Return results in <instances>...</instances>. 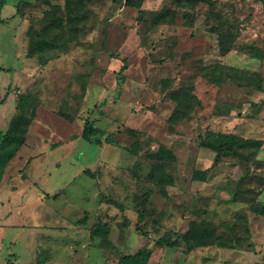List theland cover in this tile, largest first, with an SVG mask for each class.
I'll use <instances>...</instances> for the list:
<instances>
[{"label":"rangeland","instance_id":"obj_1","mask_svg":"<svg viewBox=\"0 0 264 264\" xmlns=\"http://www.w3.org/2000/svg\"><path fill=\"white\" fill-rule=\"evenodd\" d=\"M18 1L0 0V264H264V2ZM225 132L256 143L212 167L200 140ZM203 222L240 247L190 248Z\"/></svg>","mask_w":264,"mask_h":264},{"label":"trees","instance_id":"obj_2","mask_svg":"<svg viewBox=\"0 0 264 264\" xmlns=\"http://www.w3.org/2000/svg\"><path fill=\"white\" fill-rule=\"evenodd\" d=\"M142 0H126L125 3L127 5H136L137 7H140ZM264 2V0H261ZM194 2H203L210 6V8L213 10L215 7L216 2L214 0H194ZM25 0H19L16 5V14L21 13V8L24 5ZM68 7H69V13L72 12L73 7H75L74 2L67 0ZM2 3L0 2V10H1ZM212 12V11H211ZM213 13V12H212ZM216 15V14H214ZM219 20L220 18L217 17ZM4 19L0 17V22H3ZM173 23V18L171 19V22ZM234 22H229L228 20H225L224 22H221L219 26L215 27V32L218 35L219 38V49L222 53L228 52L233 42L236 39V34L233 32L234 28ZM252 55L254 58H260L259 50L255 47L251 50ZM126 69V62L123 61V65L121 66L119 70V75H123V72ZM2 68H0V71ZM121 84V78L118 79V85ZM1 103V101H0ZM175 114H173L174 117ZM85 127L89 131L90 140L95 143L100 142V137L102 136V132L98 130L93 122H89L88 120L85 121ZM10 133H7L3 141L1 142V147L3 144L8 141L11 137L9 135ZM256 141L248 138H242L234 133H216L211 139H201L200 145L203 148H207L215 153L212 167L216 166L223 157L232 156V155H238L241 150L251 147L255 145ZM0 147V170H2L6 164V161L11 158L13 155V152L8 153L5 151H2ZM132 154H136V150L132 149L130 150ZM158 153L161 158L167 159L170 161L175 160V155L168 149H166L164 146H160ZM100 229V226L95 224L92 226V235L96 233L97 230ZM180 238H182L186 244L192 248L193 246H207L212 244H219L220 246H228V247H240V242L238 239H234L233 242L226 241L222 236H219L216 234L213 226L210 223L203 222L200 224V228L196 232L187 231L184 234L180 235ZM156 245L159 246H165L168 248H173L179 244L178 239L174 238H160L155 242ZM250 246V245H249ZM151 255V249L145 248L140 255H125L122 256L118 264H146L149 257ZM45 259V257H44Z\"/></svg>","mask_w":264,"mask_h":264}]
</instances>
